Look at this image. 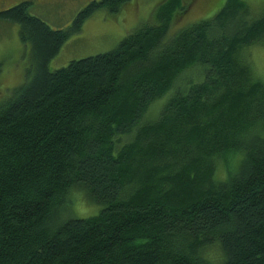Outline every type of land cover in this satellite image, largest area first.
Wrapping results in <instances>:
<instances>
[{"label": "trees", "instance_id": "16d2710c", "mask_svg": "<svg viewBox=\"0 0 264 264\" xmlns=\"http://www.w3.org/2000/svg\"><path fill=\"white\" fill-rule=\"evenodd\" d=\"M128 1L92 2L70 30L31 1L0 12L33 58L0 102V264H264V80L250 55L264 9L226 0L170 34L183 6L168 0L113 50L49 68L95 11ZM78 191L99 213L72 215Z\"/></svg>", "mask_w": 264, "mask_h": 264}, {"label": "rangeland", "instance_id": "374dc122", "mask_svg": "<svg viewBox=\"0 0 264 264\" xmlns=\"http://www.w3.org/2000/svg\"><path fill=\"white\" fill-rule=\"evenodd\" d=\"M31 1L29 13L42 19L53 29L70 30L78 14L92 2L102 0H0V12L23 2ZM168 0H130L117 12L99 9L83 24L81 31L72 32L59 54L50 62L49 68L56 70L73 60L113 50L129 33L145 24H157L158 14ZM182 8L175 12L170 34L189 24L213 17L226 0H181ZM253 9L263 10L264 0H246ZM20 25L0 19V102L7 99L15 88L26 81L27 71L32 67L31 47L20 38ZM249 52V50H248ZM255 73L264 80V48H250ZM197 69L185 72L186 78H196ZM193 75V76H192ZM160 102L150 110L151 117L159 110ZM223 176V171L220 172ZM71 213L85 218L100 211L78 191ZM97 207V208H96ZM214 256L220 257L215 251Z\"/></svg>", "mask_w": 264, "mask_h": 264}]
</instances>
